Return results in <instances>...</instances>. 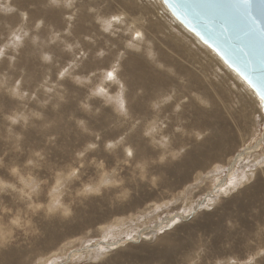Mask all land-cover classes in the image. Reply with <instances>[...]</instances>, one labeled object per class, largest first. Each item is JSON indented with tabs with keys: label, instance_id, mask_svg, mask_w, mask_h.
I'll return each mask as SVG.
<instances>
[{
	"label": "rangeland",
	"instance_id": "374dc122",
	"mask_svg": "<svg viewBox=\"0 0 264 264\" xmlns=\"http://www.w3.org/2000/svg\"><path fill=\"white\" fill-rule=\"evenodd\" d=\"M0 264H264L260 100L160 0H0Z\"/></svg>",
	"mask_w": 264,
	"mask_h": 264
},
{
	"label": "water",
	"instance_id": "95a60500",
	"mask_svg": "<svg viewBox=\"0 0 264 264\" xmlns=\"http://www.w3.org/2000/svg\"><path fill=\"white\" fill-rule=\"evenodd\" d=\"M252 90L264 113V0H160Z\"/></svg>",
	"mask_w": 264,
	"mask_h": 264
},
{
	"label": "bare ground",
	"instance_id": "6f19581e",
	"mask_svg": "<svg viewBox=\"0 0 264 264\" xmlns=\"http://www.w3.org/2000/svg\"><path fill=\"white\" fill-rule=\"evenodd\" d=\"M181 25V24H180ZM182 26V25H181ZM184 28V27H183ZM189 32V31H188ZM136 35H137V37H138V33L136 32ZM136 37V36H135ZM201 43V42H200ZM209 49V48H208ZM219 58V57H218ZM220 59V58H219ZM129 71H130V69H129ZM111 74V73H110ZM140 77V76H139ZM239 77V76H238ZM115 82V81H114ZM119 84V83H118ZM149 96V99L151 100H154V97H155V95L154 96H152L151 94H149L148 95ZM151 96V97H150ZM138 112V111H137ZM149 127V126H148ZM210 129V128H209ZM148 130V129H147ZM202 131V130H201ZM141 132V131H140ZM202 133V132H201ZM216 136V135H215ZM250 152V151H249ZM249 152H247V153H249ZM201 155H202V152H201ZM250 155V154H249ZM248 154H247V156H249ZM244 157V156H243ZM202 158L203 159H207V160H209L210 162L211 161H213V160H215V159H218L219 157H217V156H214L212 153H209V152H205L204 153V155H202ZM240 158V157H239ZM238 158V159H239ZM211 159V160H210ZM194 161V160H193ZM211 164V163H210ZM213 164V163H212ZM237 164V163H236ZM235 164V165H236ZM200 168V167H199ZM234 169V168H233ZM232 169V170H233ZM230 171V170H229ZM227 186V185H226ZM208 202V201H207Z\"/></svg>",
	"mask_w": 264,
	"mask_h": 264
},
{
	"label": "clouds",
	"instance_id": "9594fccd",
	"mask_svg": "<svg viewBox=\"0 0 264 264\" xmlns=\"http://www.w3.org/2000/svg\"><path fill=\"white\" fill-rule=\"evenodd\" d=\"M18 222H19L18 220H13V223H14V224H16V223H18Z\"/></svg>",
	"mask_w": 264,
	"mask_h": 264
}]
</instances>
